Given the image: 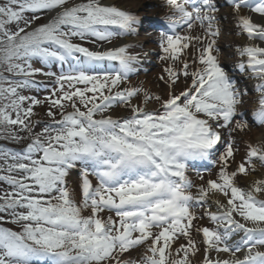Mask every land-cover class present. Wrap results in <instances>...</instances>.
I'll return each mask as SVG.
<instances>
[{"label": "snow or ice", "instance_id": "obj_1", "mask_svg": "<svg viewBox=\"0 0 264 264\" xmlns=\"http://www.w3.org/2000/svg\"><path fill=\"white\" fill-rule=\"evenodd\" d=\"M156 7L0 0V264H264V0Z\"/></svg>", "mask_w": 264, "mask_h": 264}, {"label": "bare ground", "instance_id": "obj_2", "mask_svg": "<svg viewBox=\"0 0 264 264\" xmlns=\"http://www.w3.org/2000/svg\"><path fill=\"white\" fill-rule=\"evenodd\" d=\"M152 2H154V10H153V13H158L159 12V8L158 7H156V5L159 3V0H151ZM117 2L122 6V7H125V8H129V9H131L132 11H135V12H137V13H140L141 12V14L144 12V11H139L137 8V3L135 2V0H117ZM141 3V2H140ZM153 13H151V14H153ZM137 39H142V38H140V37H136ZM132 42H136V41H138V40H136V39H130ZM230 42H236V43H240V42H242V39L240 38V39H238V38H236V36L235 37H232L231 39H230ZM229 52V51H228ZM151 78L149 77H142V78H140V80H142V81H144L145 83H144V86L145 87H147V88H150V86H151V84H152V82H151V80H150Z\"/></svg>", "mask_w": 264, "mask_h": 264}, {"label": "rangeland", "instance_id": "obj_3", "mask_svg": "<svg viewBox=\"0 0 264 264\" xmlns=\"http://www.w3.org/2000/svg\"><path fill=\"white\" fill-rule=\"evenodd\" d=\"M135 2L137 3V7H138V9H140L139 11H143L144 9H147L150 5H151V3H152V1L151 0H135ZM141 2V3H140ZM149 9V8H148ZM224 40H222V41H224V43H226V41L225 40H227L228 38H226V37H224L223 38ZM221 41V45L223 44V42ZM228 43V42H227ZM226 43V44H227ZM153 61H155V57L153 56L152 58H151ZM159 69H157V68H153L152 67V65L150 64L149 65V72H148V76H150L149 74H151V76L153 77V75L154 74H156V72L158 71ZM140 76H141V74H140ZM151 77V78H152ZM150 88H154V85H153V83L151 84V86H150ZM155 90V89H154ZM41 111V113L43 114V110H40ZM2 226H4V227H9V228H13L14 230L17 228V226L16 225H13V224H10V223H5V224H3Z\"/></svg>", "mask_w": 264, "mask_h": 264}]
</instances>
